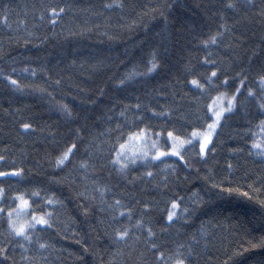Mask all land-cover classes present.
Listing matches in <instances>:
<instances>
[{
	"label": "trees",
	"instance_id": "obj_1",
	"mask_svg": "<svg viewBox=\"0 0 264 264\" xmlns=\"http://www.w3.org/2000/svg\"><path fill=\"white\" fill-rule=\"evenodd\" d=\"M116 2L122 7H104L113 0H0V156L5 157L0 171L24 170L20 177L0 178V187L6 197L19 192L35 200L33 208L41 203L31 196L34 190L59 201L43 209L53 213L51 228L37 226L31 244L19 239L10 244L4 200L0 247L7 259L0 256V264H175L177 259L185 264H264V155L252 147L255 141L264 148L259 126L264 116L256 99L239 95L237 109L226 114L204 157L197 143L182 148V161L169 156L164 163L133 168L126 177L110 166L102 168L98 156L87 171L78 167L89 151L95 152L91 144L108 156L119 135L117 124L127 134L136 130L129 127L136 117L143 118L140 127L164 129L162 135L167 130L183 134L185 127L190 132L211 97L235 90L234 84L219 86L225 72L231 82L235 72L245 69L246 87L258 92L264 75V0ZM229 2L236 7L226 8ZM56 6L66 11L53 26L50 8ZM221 23L231 32L204 49L202 41ZM153 51L160 54L159 71L118 85L133 69L145 72ZM206 51L219 74L211 84L205 77L212 68L202 64ZM192 78L205 83L203 94L186 83ZM62 104L71 109V121L59 111ZM149 108L168 109L169 115L153 118ZM22 123L32 128L24 130ZM78 128L83 131L72 163L55 168L56 155L75 140L72 132ZM105 184L111 191L101 210L94 188ZM115 199L132 209L133 225L142 217L145 228L153 229L150 243L157 244L156 250L145 242L146 231L136 232L139 240L115 242L114 229L127 223L126 217L111 220L122 210L108 209ZM173 199L179 207L174 222H168L164 217ZM35 237L47 247L39 248Z\"/></svg>",
	"mask_w": 264,
	"mask_h": 264
},
{
	"label": "snow or ice",
	"instance_id": "obj_2",
	"mask_svg": "<svg viewBox=\"0 0 264 264\" xmlns=\"http://www.w3.org/2000/svg\"><path fill=\"white\" fill-rule=\"evenodd\" d=\"M122 7L116 0H113V4H105L104 7ZM70 7V6H69ZM228 9H234L236 5L232 2H229L225 5ZM57 8L59 9L57 11ZM65 7H51L50 8V21L53 26L56 24L55 17L60 16L65 13ZM264 14V12H262ZM163 16V12H161ZM6 19V18H5ZM44 16L40 17L42 21ZM166 19V18H165ZM223 19V17H221ZM219 31H217L214 35H211L207 40L202 41V45L204 49H208L212 46L218 44V42L223 41V37L225 32L230 33L231 29L224 23L219 25ZM71 34V33H70ZM212 53L205 52V56L202 60V64L204 66H211L212 70L210 74L205 77L206 83L211 84L213 79L219 80L218 69L216 66V61L210 59ZM161 65L160 54L153 51L151 53V58L146 62V71L141 73L133 69L132 72H129L123 79H120L117 83L120 86H127L126 81L134 80L137 76H151V74L159 71ZM194 69H187L188 72L193 71ZM24 71H28V69H24ZM262 72H264V67H262ZM32 75H35V70H32ZM243 77V79H241ZM12 85H17V81L8 77ZM248 77L246 75L245 69L241 68L239 71L235 72L234 79L230 82L227 73L225 72L223 80L220 82V87L228 88L230 84L235 85V90L229 94L227 91L217 92L216 96L211 97V102L207 103L204 107L203 114L199 117L198 125L192 126L191 131H187V127L184 128L183 134H175L174 130H167L166 138H164V143H161L162 140V132L161 131L153 132L151 126L140 127V124L143 123L142 117H136V119L129 126L131 128H135V131L129 130L127 134H125L121 129L122 125L117 124L116 131L119 132L115 141L112 143L111 147L107 150L108 156H103L101 154L100 146L91 144L89 147H94L95 152H88V159H81L78 162V167L82 170L87 171L89 167H94V163L90 164V161L95 157H99L102 161L101 167L110 166L112 169H115L117 173L121 176L126 177L127 174L133 169L137 167H147L150 164L155 162L164 163V161L172 157H178L179 160H184V156L182 152L179 150L184 145H188L192 148H195L196 144L199 145L198 155L204 157L206 150L209 147L210 142L212 141L213 134L216 132L218 126H221L222 120L226 119V114H234V110L237 109L238 97L239 95H245L247 98L256 99L257 107L259 109V114L264 116V75L259 76V90L258 92L254 90L252 87H246V81ZM238 81V83H236ZM56 84H59L60 81H55ZM186 83L188 85L193 86L194 89H198L201 94L205 91V83H201L199 79L192 78L186 79ZM101 94L103 91L101 90ZM50 95V94H49ZM258 97V98H257ZM197 103H199V98L197 97ZM137 112L141 110V105L138 103L135 106ZM152 112L153 118H167L169 115L168 109H162L160 112H156L154 109H147ZM59 111L68 119H73V114L71 109L66 104L59 105ZM121 117H125V113L122 111L120 113ZM111 119V118H109ZM125 120L127 118L125 117ZM259 126L261 129H264V119H261L259 122ZM21 128L24 130H29L32 128L30 123H22ZM83 128H78L73 130L72 134L75 137V140L68 144L67 147L61 151L55 157L54 167L60 170L67 167L72 163V157L76 155L77 150L80 147V144L77 141L81 139V132ZM103 135V133L101 134ZM254 135V134H253ZM155 136L156 139H152ZM171 144V147L167 148V150H162L165 145ZM253 148L261 149L262 155H264V148L261 147L260 143H256L255 141L252 144ZM215 151V149H212ZM5 159L4 156H0V161ZM22 168L13 167L10 171H0V178H7L9 176L12 177H20L23 174ZM153 173L148 171L146 176L152 177ZM95 184V181H93ZM94 191L98 193L101 210L103 209V205L106 203L105 196L107 193L111 191L108 185L96 186ZM247 195V193H245ZM32 197L38 198L41 203L37 205V207L33 208L32 204H35L36 201L32 200L30 202L29 199L25 198L23 193L16 192L12 197H6V192L4 187H0V205L4 204V200L7 198L8 203L6 219L8 226V236L12 239L9 240L11 244L14 240L26 241L29 244L33 242L34 233L37 230V225L41 226V230L44 228L52 227V216L53 213L49 211H44L43 209L47 208L49 205H56L59 201L55 198L54 194L47 195L46 198L40 197V192L38 190H34L31 192ZM12 205H15L13 207ZM179 207L177 204V200L173 199L171 201V206L167 208V216L164 217L168 222H174V217L177 215L175 209ZM39 209V212H38ZM108 209L110 210H120L116 215L111 216V220L113 222L119 223L120 218L126 217L127 223L126 226L121 228L114 229V239L115 242L127 243L128 240H139L141 237L136 234L138 230L141 232L146 231L145 242L150 243L155 238V233L151 227L145 228V223L143 218H137L135 220V224L131 223L133 219V211L132 209L122 204L120 199H115L112 204L108 205ZM143 209H148V204L143 203ZM185 212L188 211L187 208L184 209ZM5 213V207L0 206V217H3ZM15 217V218H14ZM21 217H27L26 219L21 220ZM36 242L39 243V237H35ZM20 248H24V243L19 244ZM46 243H39V248H46ZM150 247L153 250L158 248L156 243H150ZM157 258L160 259L163 257L162 252L157 251ZM0 256H4L7 259L5 248L0 247ZM175 264H185V259H177Z\"/></svg>",
	"mask_w": 264,
	"mask_h": 264
},
{
	"label": "rangeland",
	"instance_id": "obj_3",
	"mask_svg": "<svg viewBox=\"0 0 264 264\" xmlns=\"http://www.w3.org/2000/svg\"><path fill=\"white\" fill-rule=\"evenodd\" d=\"M218 127H219V126H218ZM217 129H218V128H217ZM217 129H216V131H217ZM214 134H215V133H214ZM214 134H213V136H214ZM166 135H167V134H166ZM166 135H162V140H161V143H162V144L164 143V142H163V137L165 136V138H166ZM152 139H156V137L153 136ZM184 146H185V145H184ZM184 146H183V147H184ZM169 147H171V144H170V143H169L168 146L165 145L164 148H163L162 150H165V151H166L167 148H169ZM183 147H182V148H183ZM182 148H180L179 150L181 151ZM25 198H27V197L25 196ZM27 199H28V198H27ZM48 211H49V210H48ZM49 212H50V211H49ZM14 218H15V217H14ZM26 218H27V217H21V220L26 219ZM37 226H39V225H37Z\"/></svg>",
	"mask_w": 264,
	"mask_h": 264
}]
</instances>
